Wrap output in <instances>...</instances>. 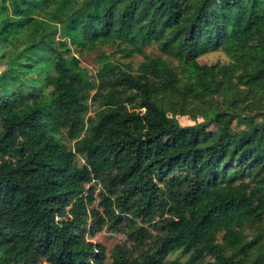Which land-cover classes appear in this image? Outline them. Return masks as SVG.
Listing matches in <instances>:
<instances>
[{"label": "trees", "instance_id": "obj_1", "mask_svg": "<svg viewBox=\"0 0 264 264\" xmlns=\"http://www.w3.org/2000/svg\"><path fill=\"white\" fill-rule=\"evenodd\" d=\"M100 47L143 62L92 79ZM0 68V264H264V0H0Z\"/></svg>", "mask_w": 264, "mask_h": 264}, {"label": "rangeland", "instance_id": "obj_2", "mask_svg": "<svg viewBox=\"0 0 264 264\" xmlns=\"http://www.w3.org/2000/svg\"><path fill=\"white\" fill-rule=\"evenodd\" d=\"M145 55H148L150 57H156L160 56L164 61L167 62V64L176 70V72L181 75L182 74V68H180L177 64V61L170 59L169 57L160 54L155 45H152L150 47H147L144 49ZM99 54H104L107 57L110 58V60L121 67L130 64L133 68V70H136L140 63L143 62V58L141 55H134L132 58H124L122 55L117 51L115 47H100L92 52L84 51V52H78L76 55L78 56L82 67L86 68L89 75L92 79L97 78L98 72L100 70V61ZM198 63L200 65H214V64H220V65H227L229 63V59L224 54L223 51L218 50L215 52L208 53L206 55H203L197 59ZM1 70V68H0ZM90 104V111L88 116H93L96 105L91 100L89 101ZM169 116L174 118L175 121L179 123L181 126H193L197 123H200L203 121L202 115L199 113L198 110L195 109H189L182 111L179 108H171V111L168 112ZM84 138V135L81 136V140ZM66 144L70 148L75 147L74 142H70L69 140H65ZM84 163V161L77 157L75 164L77 166H81ZM86 192L84 193L83 198L85 199V204L88 209V228L90 225H94L95 220V213H102V208L100 207V194L104 191L102 185L99 183V181H93L91 184L86 186ZM148 232H150L153 236L157 234L154 228L151 226L144 225ZM128 230L121 226L119 227L118 231H115L113 229H109L108 226L103 227L100 231H97L94 233V235H91L88 233L87 238L92 241L96 245H101L106 249L107 254L109 253L118 245H126L127 247H132L133 243L130 240L128 234ZM206 243H210V239L205 240ZM177 255L171 256V258H176Z\"/></svg>", "mask_w": 264, "mask_h": 264}]
</instances>
